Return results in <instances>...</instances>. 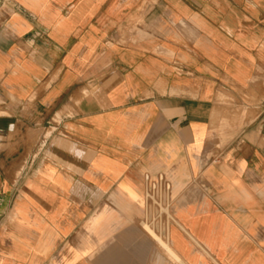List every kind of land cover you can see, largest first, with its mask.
Returning a JSON list of instances; mask_svg holds the SVG:
<instances>
[{
	"label": "crops",
	"instance_id": "crops-1",
	"mask_svg": "<svg viewBox=\"0 0 264 264\" xmlns=\"http://www.w3.org/2000/svg\"><path fill=\"white\" fill-rule=\"evenodd\" d=\"M0 264H264V0H0Z\"/></svg>",
	"mask_w": 264,
	"mask_h": 264
},
{
	"label": "built area",
	"instance_id": "built-area-1",
	"mask_svg": "<svg viewBox=\"0 0 264 264\" xmlns=\"http://www.w3.org/2000/svg\"><path fill=\"white\" fill-rule=\"evenodd\" d=\"M144 207L152 224H166L173 218L172 183L164 174L155 177L146 174Z\"/></svg>",
	"mask_w": 264,
	"mask_h": 264
},
{
	"label": "bare ground",
	"instance_id": "bare-ground-1",
	"mask_svg": "<svg viewBox=\"0 0 264 264\" xmlns=\"http://www.w3.org/2000/svg\"><path fill=\"white\" fill-rule=\"evenodd\" d=\"M150 226L148 223H146L145 224V227L146 226ZM151 227V226H150ZM146 230L148 231V233H151V231H150V229L148 228V227H146ZM157 242H158V244L160 245V246H162L165 250H168V247H167V245L160 239V238H158V237H153Z\"/></svg>",
	"mask_w": 264,
	"mask_h": 264
},
{
	"label": "rangeland",
	"instance_id": "rangeland-1",
	"mask_svg": "<svg viewBox=\"0 0 264 264\" xmlns=\"http://www.w3.org/2000/svg\"><path fill=\"white\" fill-rule=\"evenodd\" d=\"M145 229H146V227H145Z\"/></svg>",
	"mask_w": 264,
	"mask_h": 264
}]
</instances>
